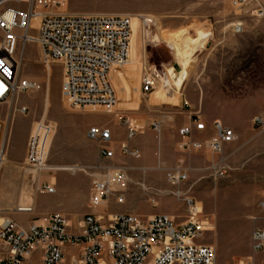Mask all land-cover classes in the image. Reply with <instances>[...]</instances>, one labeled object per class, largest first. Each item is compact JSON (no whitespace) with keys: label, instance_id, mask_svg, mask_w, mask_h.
Segmentation results:
<instances>
[{"label":"rangeland","instance_id":"obj_1","mask_svg":"<svg viewBox=\"0 0 264 264\" xmlns=\"http://www.w3.org/2000/svg\"><path fill=\"white\" fill-rule=\"evenodd\" d=\"M28 1L31 0L15 6L26 8ZM57 1L61 2L58 6L61 11L149 17L155 20V26L152 27L153 35H158L161 42L148 44L142 25L141 62L123 70L117 76L110 77L118 94L117 105L78 109L71 108L62 97V65L58 62L45 65L41 59V50L36 44H29L25 48L16 46L14 52L21 59L20 76L37 83L38 88L21 94L11 103L0 106V148L2 141L5 140L8 144L7 161L0 172V227L6 219H11L22 227L32 224L44 226L53 213L64 214V207L69 208L70 205L64 202L62 196L71 195L73 191L71 187H68L65 193L57 190L56 180L59 176L64 175L69 179L82 174L88 176L90 192L93 180L103 175L101 167L105 165L98 153L97 144L86 137L91 127L105 126L112 130L116 126L126 133L122 116L130 117L142 133H155L150 126L154 120L162 123V133H179L182 127L190 125L191 113L199 116L201 114L197 112L199 107L184 104L183 89L185 85L192 83L198 86L201 80L200 69L212 58L214 52L210 48L215 43L220 44L218 47H221V52L216 54L221 57L222 65L228 68L229 76L232 72H243L249 79V87L255 88L258 85L257 69L263 66L264 58L258 51L264 49V40L262 34L257 31L259 26L251 21L256 19L250 12L253 5L236 7L232 4V0ZM244 21L252 24L248 28L253 32L240 43V46L244 47L240 53L231 52L227 49L226 36L232 33L236 26L242 28L238 23ZM184 31L188 32L186 37L190 38L201 34L205 40L204 46L202 49L198 48L193 61L188 65L187 79L180 91L173 93V100L156 104L154 100L160 92L149 97L141 94V64L147 61L158 69L171 65L179 72L180 64L186 61L185 53L190 50L181 36ZM1 37L2 33H0ZM172 43L181 53L178 60L177 53L169 49ZM159 90L161 89L155 92ZM219 93L224 104L218 111L227 118V121L222 123L233 130L237 127L241 132H246L248 129L255 130L260 132L258 135L252 136L245 142H238L237 139L235 143L226 146L221 155L207 148L199 152H181L179 143L182 139H180L176 150H171L170 157L166 158L160 141L162 133L159 138L155 133L156 146L149 150V157L160 160L159 167L164 171L165 188L171 191L166 198L174 200L176 207L184 211L181 221L188 220L183 198L190 197L197 204L200 211L198 219L202 222L201 228H204L199 242L215 249L216 264H230L233 261L250 258L264 261V257H259L264 252L255 254L251 245L252 232L257 228L264 229V213L258 208V201L264 193V132L253 126V120L258 115L250 122L232 121L233 99L236 97L231 85L225 84ZM22 107H27L26 115L19 112ZM210 110L216 109L212 107ZM39 121L51 126L46 144L48 156L44 170L23 167L20 164L24 161L30 135ZM213 123H207L208 133H212ZM82 126L87 127V132H81ZM118 146L114 144L116 157L113 162H108L106 165L128 168V175L132 180V176L137 172L133 169L141 167L146 156L138 149L141 153L139 159L121 157ZM200 152H207V155L202 159L188 161L190 155H197ZM180 159L183 161L182 167L187 169L188 178L179 185L172 186L167 181V172L174 169ZM166 161L174 165L168 171L164 168L171 166H166ZM73 165H79L84 170L75 173L65 170ZM51 168L60 169L51 170ZM44 184L54 187L55 192H45L42 189ZM131 187L132 183L129 182L127 189H116L118 192H124L126 201L125 204L118 206L127 205L128 191ZM75 194H78V189H75ZM112 199L116 200V197ZM143 199L146 201L145 197ZM22 208H28L30 211H18ZM105 208L106 204L93 211L103 214ZM69 221L71 231L82 232L78 228L81 221L77 219H69ZM8 253V248L0 239V259ZM29 257L41 261L40 252H35ZM67 259L72 264H83L81 251L78 248H68Z\"/></svg>","mask_w":264,"mask_h":264},{"label":"built area","instance_id":"obj_2","mask_svg":"<svg viewBox=\"0 0 264 264\" xmlns=\"http://www.w3.org/2000/svg\"><path fill=\"white\" fill-rule=\"evenodd\" d=\"M27 0H0V106L17 99L21 94L38 88L37 83L20 76L21 59L17 57L16 46L25 48L36 44L41 50L45 65L58 62L63 67L62 97L71 108L114 107L118 103L110 73L114 67H124L130 60L132 18L129 14L113 13H74L61 11L57 0H31L26 8L15 5ZM236 7L253 5L252 16L264 19V0H232ZM38 19V27L33 28L31 21ZM148 44H160L152 37L155 20L142 17ZM241 33L240 26L235 27ZM152 39V40H150ZM169 49L176 52L170 45ZM170 68L173 71H170ZM182 68V67H181ZM171 65L158 69L144 61L140 74V90L144 97L151 96L156 90L174 91L169 82L183 73V69ZM184 104H188L184 101ZM20 113L26 115L27 107ZM126 128L127 140L119 144L121 157L141 158L138 149L129 143L141 134L128 116L121 118ZM191 124L179 130L181 152H199L205 148L221 155L226 146L237 141L235 131L215 121L212 133L205 139L194 138L196 133H208L209 126L199 115H192ZM151 129L162 133V123L154 120ZM253 126L264 132V114L253 120ZM51 126L43 121L37 122L32 131L23 167L44 170L48 152L46 144ZM112 130L105 126H93L87 132V139L97 144L98 153L105 165L103 175L95 178L90 189L89 206L97 210L116 197L118 204L125 203L124 192L130 182L128 168L106 165L116 157ZM8 144L2 141L0 148V172L6 163ZM178 165L167 172V181L177 186L187 180V169ZM68 171L84 170L73 165ZM42 189L54 193L55 188L44 184ZM154 207L157 200L151 198ZM187 221L179 224L175 218L162 214L143 218L129 212L111 215L90 213L79 223L81 233L71 231L66 215L58 212L48 218L44 226L32 224L22 227L11 219H6L0 227V239L9 253L0 259V264H26L27 258L35 252L41 254V264H65L68 248L81 251L83 264H216V251L202 244V222L197 204L190 197H184ZM258 208L264 213V193L258 201ZM252 250L255 254L264 252V229L257 228L251 235ZM230 264H264L255 258L241 259Z\"/></svg>","mask_w":264,"mask_h":264},{"label":"crops","instance_id":"obj_3","mask_svg":"<svg viewBox=\"0 0 264 264\" xmlns=\"http://www.w3.org/2000/svg\"><path fill=\"white\" fill-rule=\"evenodd\" d=\"M251 7V5H250ZM253 7V6H252ZM251 21L255 22L259 28L258 33L262 34L264 40V19L256 18ZM242 26V33H236L235 29L233 32L226 36L227 49L231 52L240 53V46L245 39L250 37V33L253 32L248 28L252 24L249 21L240 22ZM252 34V33H251ZM217 42V40H214ZM220 41L218 40V43ZM220 44L215 43L210 49L213 50L212 58L207 61V64L203 65L200 69V83L198 86L194 83L184 86V99L187 101L189 106L199 107V114L203 121L207 123H213L215 121H227V118L218 111L219 108L224 104L221 100L219 91L224 85H231V89L236 98L233 103V115L232 121H246L250 122L256 115L264 113V62L263 66L258 68V85L253 88L248 85V77L243 72H232L228 74V68L222 65V59L216 53L221 52ZM246 50V48H245ZM264 58V49L258 51ZM177 60L178 57L176 56ZM208 60V59H207ZM262 97V99H261ZM214 107L216 110L211 111L210 108ZM195 113H191V116ZM234 131L238 136V142H245L252 138V136L258 135V131H252L248 129L246 132H241L239 128L234 127ZM87 127L82 126L81 132H87ZM112 136L114 144L119 145L120 143L126 142L127 133L121 128L114 126L112 128ZM206 135L210 133H196L194 138L205 139ZM179 133H162L161 142L164 149V155L166 158L170 157L171 150H176L177 143L180 141ZM133 148H137L141 151L142 155L146 157L141 163V167L136 169L137 172L132 176V187L129 189V197L127 205L120 207L115 199H111L103 210V214L109 215L117 212H131L141 216L143 218H151L156 215L166 214L176 219L179 224L184 223L181 221L184 211L176 207V203L172 199H167L166 196L171 193L167 190L164 185L165 179L163 175V169L159 167L160 160L157 158L149 157V150L156 146L155 133H141L135 136V138L129 143ZM207 155V152H200L197 155H190L188 161L202 159ZM176 160V154H175ZM175 164V163H174ZM190 164V163H189ZM169 168H164L165 171L173 168L174 165L169 161L165 162ZM57 190H65L68 187L72 188L71 195H64L63 200L67 202L70 207H64V214L70 219H77L81 221L86 215L90 213L100 214L89 209L90 199V182L86 175H77L73 179H69L67 176H59L56 180ZM75 189H78V194H75ZM146 198V201L143 198ZM149 198H156L157 206L154 207ZM126 203V201H125ZM124 203V204H125ZM260 258L264 257V254L259 255ZM26 264H41L36 258L31 259L28 257ZM66 264H72L68 259Z\"/></svg>","mask_w":264,"mask_h":264},{"label":"bare ground","instance_id":"obj_4","mask_svg":"<svg viewBox=\"0 0 264 264\" xmlns=\"http://www.w3.org/2000/svg\"><path fill=\"white\" fill-rule=\"evenodd\" d=\"M145 17V16H134L132 18V38H131V49H130V60L128 62V64L124 67H114L110 73V77L112 76H117L120 72H122L123 70L131 67L132 65L136 66L137 64H139L142 59V41H141V26L142 24V20L141 18ZM39 24V20L38 19H33L31 21V25L33 28L38 27ZM182 33V32H181ZM188 35V32L184 31V33H182V37L185 39L188 47H190V50H188L185 55H186V61L181 63L180 66L183 69V73L180 76H176L175 79H172L169 82V85L174 88V91H166L164 89H161L157 92H154L152 95H154L155 93L160 92L157 95V99L154 100L156 104H162L163 101H168V100H173L174 98V94L175 92H179L180 89L182 88L184 82L187 79V71H189L187 69L188 65L193 61V57L196 54V52L198 51V48L202 49L204 46V38H202L203 36L200 34H198L197 37L195 38H190V37H186ZM154 40H160L158 35H154L152 37ZM175 51H176V56L179 57L181 55L179 48L172 43L170 45ZM182 47V46H181ZM186 48V47H185ZM195 48V49H194ZM188 49V48H187ZM184 50V48H183ZM183 52V51H182ZM185 57V56H184ZM143 65V63L141 64ZM170 71L172 72L173 69H170ZM69 168V167H68ZM68 168H66L65 170H69ZM60 168H51V170H59ZM198 209V208H197ZM20 212H29L30 209L28 208H22L20 210H18ZM199 211V210H198ZM200 212V211H199ZM202 231L204 232V228L202 229Z\"/></svg>","mask_w":264,"mask_h":264}]
</instances>
